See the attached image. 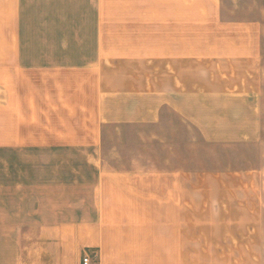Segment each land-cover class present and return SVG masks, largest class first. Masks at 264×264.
I'll list each match as a JSON object with an SVG mask.
<instances>
[{
    "label": "crops",
    "instance_id": "crops-1",
    "mask_svg": "<svg viewBox=\"0 0 264 264\" xmlns=\"http://www.w3.org/2000/svg\"><path fill=\"white\" fill-rule=\"evenodd\" d=\"M263 16L258 0H0V264H81L86 248L99 264H264ZM200 143L256 151L220 171L244 203L184 204L183 182L216 177L183 169Z\"/></svg>",
    "mask_w": 264,
    "mask_h": 264
},
{
    "label": "rangeland",
    "instance_id": "rangeland-1",
    "mask_svg": "<svg viewBox=\"0 0 264 264\" xmlns=\"http://www.w3.org/2000/svg\"><path fill=\"white\" fill-rule=\"evenodd\" d=\"M259 6L264 8V0H258ZM262 28L264 34V16L262 19ZM263 55H264V36H263ZM264 65V64H263ZM263 76H264V66H263ZM263 108H264V78H263ZM182 138L183 144H186L188 137L193 138L195 134L192 133L188 128L182 125ZM116 133L107 132L104 136L108 141H112ZM150 135L148 133H119V137H124L130 139H138V137ZM264 136V132H263ZM115 140V139H114ZM184 146V145H183ZM207 146V147H206ZM200 143L196 148L183 147V169H198L212 167L215 169L216 177L208 180L199 181H186L183 182V202L184 204H196V205H236L244 203L246 198L244 193L240 195L241 184L237 179L238 175L234 173L224 174L220 171H232L238 170V165L240 160L245 161L246 157L250 160L258 161V155L255 150L250 149H240L237 146H208ZM110 156L113 150H109ZM124 151V150H123ZM106 155L109 156V153ZM31 153L29 150H24L23 152V171L26 175L36 169L31 168ZM14 166L7 167V169H0V172L6 174L7 177L14 174ZM1 174V173H0ZM24 184H29V181L24 177ZM203 232V230H200ZM201 238V236H200ZM204 240V238H203ZM201 242V239H200ZM198 245V247H206L205 243ZM197 247V248H198ZM202 251V250H200ZM198 264H206V261H198Z\"/></svg>",
    "mask_w": 264,
    "mask_h": 264
},
{
    "label": "built area",
    "instance_id": "built-area-1",
    "mask_svg": "<svg viewBox=\"0 0 264 264\" xmlns=\"http://www.w3.org/2000/svg\"><path fill=\"white\" fill-rule=\"evenodd\" d=\"M99 252L95 248H86L82 252L81 264H99Z\"/></svg>",
    "mask_w": 264,
    "mask_h": 264
}]
</instances>
